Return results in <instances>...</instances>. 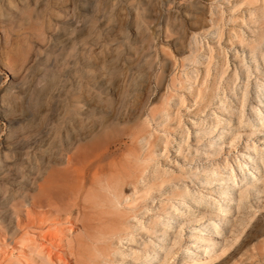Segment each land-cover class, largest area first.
Returning <instances> with one entry per match:
<instances>
[{"label": "rangeland", "instance_id": "1", "mask_svg": "<svg viewBox=\"0 0 264 264\" xmlns=\"http://www.w3.org/2000/svg\"><path fill=\"white\" fill-rule=\"evenodd\" d=\"M263 37L264 0H0V264H264Z\"/></svg>", "mask_w": 264, "mask_h": 264}, {"label": "bare ground", "instance_id": "2", "mask_svg": "<svg viewBox=\"0 0 264 264\" xmlns=\"http://www.w3.org/2000/svg\"><path fill=\"white\" fill-rule=\"evenodd\" d=\"M259 44H263V46H261V48L259 47V51L260 50L263 51L264 50V40L261 41V43H259ZM255 56L256 55H254V58H255ZM9 89H10V86L5 87L3 89L5 92L4 99H7ZM261 90H262V88H261ZM2 92L3 91H1L0 93H2ZM263 93H264V91H263ZM4 111L8 112V114H13V110L9 109V107L8 108L5 107ZM259 120L264 121V118L260 117ZM13 131H14V128H13L12 132ZM99 148H100L99 145H94L91 147H82L80 149H77L75 152H72V154H68L66 161H65V167L61 169V173L65 174V173L69 172L70 170L74 169L76 163L79 160H87L92 154L98 152ZM57 180H58V178H57ZM58 182H60V180H58ZM50 183H51V180L47 177L43 180L42 183L38 184V193L32 197L34 203L43 204L46 202V206H50V205H53L55 203L53 201V196L51 194V192L53 191L54 184L51 185ZM57 185L59 188L56 190H58L59 195H61V197H64L65 195H67L64 185L63 184H57Z\"/></svg>", "mask_w": 264, "mask_h": 264}]
</instances>
